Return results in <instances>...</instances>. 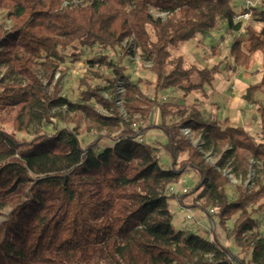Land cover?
I'll use <instances>...</instances> for the list:
<instances>
[{
    "label": "trees",
    "instance_id": "obj_1",
    "mask_svg": "<svg viewBox=\"0 0 264 264\" xmlns=\"http://www.w3.org/2000/svg\"><path fill=\"white\" fill-rule=\"evenodd\" d=\"M78 1L0 0L11 24L8 29L0 24V124L20 134L33 131L25 139L0 129V215L8 209L0 222V264H264V234L254 217L264 211V104L256 99L264 92V10L250 9L251 20L243 24L233 21L235 0ZM150 8L165 17L153 18ZM220 22L227 34L245 37L231 41L233 69L247 70L261 56V78L242 95L255 108L258 139L244 127L222 126L198 104L160 98L168 90L186 98L215 81L220 65L186 67L170 50ZM125 40L141 48L151 64L152 97L141 91V80L126 78L120 66L126 51L115 63L108 55L90 59V66L103 65L114 77L88 74L77 102L63 96L68 49L110 53ZM69 56L79 60L77 52ZM2 69L14 80L6 82ZM94 79L108 83L110 98L101 95L107 88L89 83ZM119 82L125 117L116 104ZM153 114L158 122L151 121ZM182 129L200 140L198 148ZM153 131L165 139L161 148L170 169L143 140ZM91 133L96 137L82 146L79 137ZM252 167L255 176L247 186ZM188 169L198 182L187 194H169ZM226 170L241 182L232 200ZM189 194L195 195L192 206L213 211L222 231L233 220L227 237L236 252L215 234L208 238L173 225L168 201L182 203Z\"/></svg>",
    "mask_w": 264,
    "mask_h": 264
},
{
    "label": "rangeland",
    "instance_id": "obj_2",
    "mask_svg": "<svg viewBox=\"0 0 264 264\" xmlns=\"http://www.w3.org/2000/svg\"><path fill=\"white\" fill-rule=\"evenodd\" d=\"M87 0H80L76 2V4H84ZM248 3L253 8H257L260 10H264V0H235L234 1V8L236 11V15L241 14ZM150 12L153 18H164L165 15L160 13L155 8H150ZM0 24L3 25L6 29L10 28L11 24L5 18V14L3 11H0ZM244 24V23H243ZM226 25L224 22H220L215 28L206 33L205 35H198L196 39L186 42L182 44L178 49H171L170 52L174 56H182L184 59V65L186 67L189 66H196L199 68H212L215 65H220L218 75L221 77L218 78V75L213 81L210 86H206L204 91H207L206 99L208 98L209 106L221 108L225 110L224 116L220 121L221 125L224 126L225 121L231 122L234 127H244L248 126V132L250 135L258 139L259 135V126L257 122V116L255 113V108L242 100V91L244 87L247 85H252L257 83L261 78V67L260 61L261 56L260 54H256L252 58V65L249 69H233L230 59L228 57L229 47L231 41L234 36L238 37L242 42L245 40V37L242 32H239L234 35H229L226 33ZM126 51L127 57H125L120 66L124 68V73L127 79L135 82L137 80H141L140 89L141 91L146 94L148 97L153 96V87L152 83L154 82V76L149 71L150 63L146 60L145 54L143 50L137 47L132 40H125L119 44V47L115 50V52H107L105 50L99 49L94 47L92 49H81V50H71L68 49L65 58V68L67 69V74L63 79V96L70 102H77L79 93L84 90V87L80 85L81 79H83L86 75L91 73H98L103 76L113 78V73L110 69L106 68L103 65H95L90 66L88 61L97 55H108L113 63H115L122 53ZM77 52L79 54V60L73 62V58L69 55ZM35 72L39 79L43 82L46 86L48 92H51V87L46 85V81L44 79L43 73L40 67H35ZM58 76V75H57ZM56 76V77H57ZM1 77L5 79L6 82L14 80V76L7 73L6 70H1ZM91 85H98L101 88L108 89V83L102 79H94L93 81L89 82ZM110 90H103L101 95L104 98H110L108 96ZM198 94L196 91L189 94L186 98L182 96V93L179 91L168 90L161 94L160 98L165 102L182 104V105H190V104H198L200 108L203 110L205 116L216 115L217 109H207L204 108L202 103L204 102V97L196 96ZM256 99L264 104V92L257 93ZM116 104L117 109L120 113H124V89L121 85V82L118 83L116 87ZM92 105L95 109L104 115H108V112L104 109V107L98 104L96 101L92 100ZM218 102V103H217ZM230 103H233V111H229L228 107ZM204 104V103H203ZM208 106V105H207ZM227 110V111H226ZM234 116H231V115ZM227 117V118H225ZM233 119V121H231ZM157 114L152 115V122H158ZM229 120V121H228ZM229 125V124H228ZM142 125H138L141 127ZM0 129L13 133L18 138H25L30 139L32 137L33 131H30V134H20L14 132L9 126H3L0 124ZM49 131V130H48ZM184 135L188 138L191 144L195 147L200 146V140L195 138L194 135L188 129H182ZM50 132V131H49ZM96 135L94 133L88 135H82L79 137L82 146H86L89 142H91ZM143 140L151 145H154L157 149V154L160 158L161 165L164 167L170 165L171 160L166 153L163 152L161 145L165 142L164 137L161 133L153 131L144 136ZM102 146L105 145V142L100 143ZM101 150V148L99 149ZM206 160L214 164L215 159L206 155ZM225 175L229 180V185L226 187V193L229 199H233L235 196L234 193V186L240 184L241 182L233 175L229 173V170L225 171ZM255 176V168L252 167L250 169V173L248 176V181L245 183L247 186L250 185L251 180ZM198 182V177L191 171L186 170L184 174H182L180 182L176 185H173L177 188V191H181L185 187L189 189L187 193L191 191L194 185ZM172 187V186H170ZM185 193V194H187ZM184 195V194H180ZM177 195V196H180ZM194 194L187 195L184 199H186V203L189 204L190 208L200 210L204 216L201 219L205 220V229L199 227V233L211 238L212 235L215 234L219 238V241L222 245L229 247L231 250L236 252L238 249L235 248V245L229 237H227L228 232L231 229L233 220H230L227 224L228 232L222 231L218 225L215 230H211V225L207 221V217L213 218L212 213L210 210L204 212L198 207L192 206L194 203ZM176 199L170 200L168 203V208L171 213L177 214V208L174 206ZM8 209L1 212L0 215V222L4 220L5 215H7ZM259 222V230L264 234V211H261L254 216ZM180 218L179 215H174L175 219V226L180 228V222L178 221ZM215 219V218H214ZM198 222L200 220H197ZM191 223V224H190ZM190 225H196L194 221L190 222ZM241 258L247 259L246 256L240 255Z\"/></svg>",
    "mask_w": 264,
    "mask_h": 264
},
{
    "label": "crops",
    "instance_id": "obj_3",
    "mask_svg": "<svg viewBox=\"0 0 264 264\" xmlns=\"http://www.w3.org/2000/svg\"><path fill=\"white\" fill-rule=\"evenodd\" d=\"M231 63V62H230ZM233 67V66H232ZM220 71V70H219ZM220 76L218 75V78H219ZM221 78V77H220ZM249 85H247V86H245L244 87V90H241L242 91V93L246 90V88L248 87ZM198 94H196V96H200V97H204V104L202 103V105H203V107L204 108H207V109H214L215 107H212V106H209V104H211L212 102H209V100H208V98L206 99V94H208L207 93V91H196ZM243 95V94H242ZM218 103V102H217ZM208 105V106H207ZM228 107H230V108H228L229 109V111H233V103H230V105L228 106ZM215 109H217V112H216V117H217V119L219 120V121H221L222 120V118H223V116H224V112H225V110H223L222 108H221V106L219 107V108H215ZM227 111V110H226ZM231 115V114H230ZM231 116H234V115H231ZM225 118H227V117H225ZM229 121V120H228ZM231 121H233V119L231 120ZM225 123H227V124H229L230 126H233L232 125V123L231 122H227V120L225 121ZM234 127V126H233ZM243 127V126H242ZM244 128L245 129H249V127L248 126H244ZM248 131V130H247ZM164 169H170V165H168V166H166L165 164H164V167H163ZM170 201V200H169ZM169 201H168V203H169ZM174 202H176V203H174L175 205L174 206H176V208H177V214H175V213H172V215H173V220H172V223H173V225L175 226L176 224V222H175V219H174V215H179L180 216V218H179V222H180V225H181V227L180 228H177L176 226V228L177 229H186L187 231H190L191 233H195V234H200L198 231L200 230L199 229V227L200 228H202V229H205L206 227H205V220H203V219H201L202 218V216H204V214L200 211V210H198V209H192V208H190V206H189V204H187L186 202V199H184L183 201H182V203H179L177 200L176 201H174ZM187 216H189L190 217V219L188 220V221H185V218L187 217ZM197 220H200L199 222L197 221ZM193 222L194 221V223L196 224V225H190L191 223L190 222ZM207 221H208V223L211 225V230H215L216 229V227H217V222H216V220L214 219V218H209V217H207ZM190 223V224H189Z\"/></svg>",
    "mask_w": 264,
    "mask_h": 264
},
{
    "label": "built area",
    "instance_id": "obj_4",
    "mask_svg": "<svg viewBox=\"0 0 264 264\" xmlns=\"http://www.w3.org/2000/svg\"><path fill=\"white\" fill-rule=\"evenodd\" d=\"M253 6L252 4L250 5L248 3V5L245 8V11L241 14L235 15L233 18L234 23H246L248 21L251 20V11L250 9H252ZM189 191V189L187 187H185L184 189H182L181 191H177V188L175 186H172L168 189V193L172 194V195H180V194H185ZM210 213H213L212 210H210ZM190 219L189 216H187L185 218V221H188Z\"/></svg>",
    "mask_w": 264,
    "mask_h": 264
}]
</instances>
